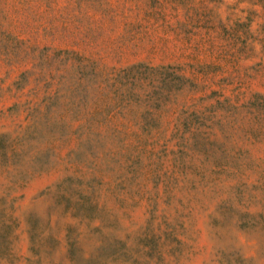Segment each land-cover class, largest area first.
I'll return each mask as SVG.
<instances>
[{"label": "rangeland", "instance_id": "obj_1", "mask_svg": "<svg viewBox=\"0 0 264 264\" xmlns=\"http://www.w3.org/2000/svg\"><path fill=\"white\" fill-rule=\"evenodd\" d=\"M0 264H264V0H0Z\"/></svg>", "mask_w": 264, "mask_h": 264}]
</instances>
